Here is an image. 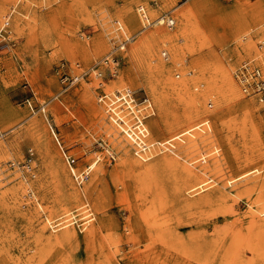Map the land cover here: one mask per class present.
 Wrapping results in <instances>:
<instances>
[{
    "label": "rangeland",
    "instance_id": "rangeland-1",
    "mask_svg": "<svg viewBox=\"0 0 264 264\" xmlns=\"http://www.w3.org/2000/svg\"><path fill=\"white\" fill-rule=\"evenodd\" d=\"M194 1L22 0L14 9H10L15 1L7 4L5 0H0V6L5 2L7 4L5 13L11 11L8 19L10 23L5 25V19H0V31L5 29L3 38L0 36V182L3 184L0 193L15 181H20L18 177L8 182L12 177L24 173L31 185L26 183L28 192L31 187L35 190L51 218L60 215L62 209L71 202V190L63 174L59 178L54 176L56 167H64L66 172L69 167L60 146L51 135L50 121L68 157L75 160L73 166L77 170L86 168L96 153H105L103 169L94 177L90 176V179L86 176L82 184L72 177L82 201H89L93 206L95 227L102 231L100 224L105 219L119 225L111 233L105 231L102 236L110 233L113 239L123 241L121 248L122 254L126 256L125 264H156L157 261V264H176L180 255L176 248L150 241L142 242V206L135 197L136 191L132 189L125 195L117 193L121 190V183L131 181V171L120 169L119 155L112 147L110 149L114 154L101 146L100 142L106 146L110 142L104 130L99 129L98 117L95 115L101 104V95H108L121 86L131 88L136 103L141 105L140 116L142 110L146 116H151L146 118L150 140L154 141L155 148L160 149L171 143L169 139L180 131L166 129L163 121L172 120L182 114L181 111L184 112L188 104L184 91L191 92L194 104L201 110L200 118L194 123H203L202 129L207 128L195 141L209 135L212 140L199 143L198 150L193 149L192 153L184 151V148L193 142H182L174 147L176 155L193 166L206 165L217 159L233 161L222 165L229 178L264 165V92L245 94L249 98L242 100L235 99L227 94L229 90L225 70L226 66L232 64L234 82L241 89L236 77L238 67L253 58H259L262 61L260 64L264 66V0H217L218 3L211 6L205 4L208 0H197L203 4L201 7L193 6ZM143 5L150 21L156 20L150 26L147 22L145 24L140 13L137 14L138 8ZM18 11L22 20L29 21L31 31L16 32L14 24ZM131 12L133 21L126 16ZM157 13L154 17L153 14ZM160 16H163L165 23L157 20ZM109 18H112V28L121 32L120 36L113 33L110 34L111 38L106 36L103 23ZM169 18L175 20L173 27L167 25ZM122 25L126 33L121 29ZM141 28L144 34L139 37L136 32ZM244 36L247 37L245 42H254L257 47L250 55L239 57L238 47ZM180 37L185 39L179 42ZM166 38L167 41L164 40ZM164 51L168 54L167 59L163 56ZM109 67L114 70H108ZM140 70L162 72L157 77L161 79L162 85L157 79L156 84L162 92L165 110L162 102L155 98L144 83L147 79L142 77L138 83L131 76ZM96 72L102 75L96 77ZM97 81H102L103 86L95 85ZM183 85L189 91L172 90ZM138 86L142 89L136 91ZM253 98H262V105L250 104L248 100ZM150 110L152 112L149 113ZM101 111L106 114L103 109ZM106 117L109 120L108 114ZM52 151L57 156L56 160L51 159ZM208 153L214 154L207 161H201V156ZM251 156L256 161L241 160L244 157L249 160ZM18 196V193L10 195L8 204H0V217H7L13 225L0 238L5 246L6 240L10 241L9 235L29 237L33 234L32 228L37 225L33 226L29 219L18 215L20 212L13 209ZM23 199L26 201V197ZM247 200L239 199L240 210H245ZM97 201L102 204L101 211L95 207ZM31 202L26 201V205ZM222 217L217 212L215 218L221 221ZM65 220H59L54 225ZM3 223L0 218L1 229ZM126 223L127 227L129 223L130 228L129 240L125 236ZM77 230L78 239H55L52 248L57 253H65L78 264H86L95 250L79 227ZM17 247L12 243L15 255H18Z\"/></svg>",
    "mask_w": 264,
    "mask_h": 264
},
{
    "label": "bare ground",
    "instance_id": "bare-ground-1",
    "mask_svg": "<svg viewBox=\"0 0 264 264\" xmlns=\"http://www.w3.org/2000/svg\"><path fill=\"white\" fill-rule=\"evenodd\" d=\"M5 1L8 2L7 4L15 1L10 8L14 9L15 5L22 0ZM6 2L3 6H0V19L3 17L5 19L4 23L8 24L10 23L8 19L11 17V11L5 13L7 10ZM215 3H218V1L208 0L205 2L207 6H211ZM198 5L199 7L203 6L201 2L199 3L197 0L194 1L193 6ZM147 6L150 8L148 4ZM142 9L146 11L145 5L138 8L137 14L140 13L143 17ZM158 14L159 13L153 15L156 17ZM126 16L130 21H133V12L128 13ZM22 19L20 11H18V14L15 15L14 24L16 32L31 31V26H28L30 24L29 21H24ZM157 20H163V16H160ZM155 21L150 22L154 23ZM167 21L169 23L173 22V25H170L171 27L175 25L174 19L169 18ZM158 24L160 23L158 22ZM112 26V18L106 19L103 23L106 36L111 38V33L120 36L121 32L119 33L118 30H115ZM121 28L123 32L126 31L123 25ZM136 34L142 37V34H144L143 28L138 30ZM184 39L185 38L180 37L178 41L181 42ZM246 39L247 37L244 36L238 47L237 56L239 57H244V54L250 55L257 47L254 42H245ZM164 40L167 41V38ZM104 46H106V44H104ZM163 53L168 57L166 51ZM137 55L139 56V54ZM215 68H217V66ZM108 70H114V68L109 67ZM225 70L227 71L226 86L229 90L227 94L232 95V97L237 100L249 98L245 94V96L243 95L242 89L235 83L236 81L232 76L234 70L232 64L226 66ZM100 74L96 72L95 76L99 77ZM115 75L118 74L116 73ZM160 75H162V72H158L157 70H140V72L132 73L131 76L138 83L142 81V77L147 79L144 83H146L155 98L162 102L163 95L159 90L158 84H156V79L158 83L161 84V79L157 78L160 77ZM95 85L103 86V83L102 81H97ZM141 87L138 86L136 91L141 90ZM177 89L187 90L188 88L183 85L174 87L172 90ZM210 91L212 92L213 90L210 89ZM118 92L125 95L124 93H130L132 90L127 86H121L120 89L111 91L108 98H106L107 102L105 104L107 105L109 101L114 102V96L118 95ZM184 93L187 99L183 100H185L186 103L188 101L184 112L181 111L182 114L177 115L172 120L163 121V126L166 129L170 131H180L169 139L171 143H167L166 147L160 149L157 147L156 149L153 145L154 141L150 140V132L146 124V118L151 116H146L143 110L142 120L138 126V124L134 122L136 121L134 116H138L137 108H134L130 103L125 107L122 106V108L112 109L111 112L103 103L99 105L95 116L98 117L99 129L104 130L105 136H107L108 142H110L108 146L101 142L100 144L110 154H114L110 149V147H112L119 155L120 161L118 166H120V169L130 170L132 174L131 181L129 183H121V190H118L117 193L124 194L132 189L136 191L135 197L140 201V206H142V242L150 241L151 243H160L166 247L176 248L180 253L178 259H176V264H264V165L229 178L222 165L232 163L233 161L224 162L221 159H217L206 165L193 166V164L187 162L186 159L176 155L174 152V147L176 145L189 140L188 142H193V144L184 148V151L187 150L189 151L188 153H192L198 150L199 143H209L212 137L209 135L208 137H203L198 142L195 141L196 138L202 136L201 133L206 131L207 128L205 130L202 129L201 126H203V123H194L200 118L201 110L194 104L195 99L193 94L186 91H184ZM198 97L200 96L198 95ZM262 100V98L259 100L253 98L249 99L248 102L256 106L257 103L262 105ZM212 103H215V101ZM221 104L222 103H220V105ZM162 108L164 110L166 109V105L163 102ZM101 109L108 114L109 120ZM112 113H114V115ZM49 126L51 135L55 138L58 146H60L61 154L67 163L68 155L62 146L59 135L50 121ZM245 134L247 133L245 132ZM227 138L229 139L230 137ZM149 148L150 152H148ZM164 149L165 151H163ZM53 154H55L54 151L50 152L51 159L56 160L57 156ZM104 154L103 152L96 153L91 163L83 170H77L74 166H69L68 164L69 172H66L64 167H62L63 169L59 166L56 167L54 176L59 178L63 174L66 185L69 186L71 190V202L69 201L70 203L67 207L65 206V209L61 208L63 212H60V215L55 218H51L47 214L46 209L39 201L38 194H36L34 189H31L32 187L28 192L26 183L29 186L31 185L28 182L27 175L19 173L8 181H15L18 177L20 178V181H15L8 189L0 193V204H8L7 198L10 195L18 193L20 197L18 196L19 198L17 201H13L15 203L13 209H17L20 212L18 215L29 219V222L31 221L33 226L34 224L37 225L32 228L34 231L29 237H16L15 234H13L9 235V237H11L10 241L5 239L7 241V246L4 245L5 242H0V264H78V262L70 259L65 253H57L52 248L55 239L61 237H65L69 240L78 239V227L80 232L83 233L86 241L90 243L95 250L93 255L88 257V262L86 264H125L124 258L126 256L122 254L121 248L123 241L115 240L110 236V233L119 225H115L114 221L110 219H105L104 222L100 224V229L102 231L95 227L96 225L93 224L95 219L93 206L89 201H82L73 179L74 177L79 184H82L85 182L86 176L89 178L90 176L94 177L99 171H102ZM212 154L208 153L201 156V161L206 160ZM253 156H251L249 160L244 159L247 157L241 158V160L256 161V158H254L255 156ZM237 161H240V159ZM214 177H216L215 180ZM96 182H98V180H96ZM2 187L3 184L0 182V189H2ZM24 188H26L25 190L28 193ZM25 197L26 201L32 202L26 205L27 203L23 199ZM242 198L248 199L247 207L244 211L240 210L241 205L239 199ZM95 207L97 211L102 210V204L98 203V201L95 203ZM217 212L223 216L221 221L215 218ZM0 218L2 222H4L2 229L0 228V238H2L3 234L5 235L8 233L10 231L9 228L13 227V225L8 222L7 217L1 216ZM63 219H66L63 223L59 222L60 224L54 225L55 222ZM128 227L126 223L124 230L127 240L131 239V235L129 234L130 228ZM49 231L50 234H48ZM59 231H61V233H58ZM105 231L111 232L102 236V233ZM12 243L18 246V255H15V250L11 248Z\"/></svg>",
    "mask_w": 264,
    "mask_h": 264
},
{
    "label": "built area",
    "instance_id": "built-area-1",
    "mask_svg": "<svg viewBox=\"0 0 264 264\" xmlns=\"http://www.w3.org/2000/svg\"><path fill=\"white\" fill-rule=\"evenodd\" d=\"M142 14H143V19L145 22L148 23V26H150L152 23L150 22V19L148 17V15L146 14V12L142 9ZM161 22H164L161 21ZM165 23V22H164ZM5 25H7V23H5ZM167 25L169 27H171L170 25H173V22L169 23L167 21ZM122 29V28H121ZM3 30H5L3 28ZM3 30L0 31V36L1 38H3ZM123 30V29H122ZM129 40V39H128ZM126 40V42L128 41ZM125 42V43H126ZM124 43V44H125ZM163 56L165 58L166 55L165 53H163ZM260 61L259 58L255 59H251V60H247L245 62H243L237 69L236 71V77H237V81L239 82L240 84V87L243 91L244 94H258V93H262L264 92V70L262 69V67H264L263 65L260 64ZM116 63V61H115ZM258 63V65H257ZM78 80V77H76V80ZM125 95H122L121 92H118V95L114 96V102H111L109 101V103L106 105L105 103L107 102V99L108 98V95H101L99 97V103H103L107 109L111 112L112 109H116V108H122V106H126V105H132L134 106V108H137V111H138V116L135 115L134 118L136 121L138 126H139V123H141V120H142V117L140 116V106L139 104L136 103L135 101V98L133 97V94L132 92L128 93H124ZM148 100H146L145 102H147ZM151 106V105H149ZM149 112H152L151 110ZM114 115V113H112ZM67 164L69 166H73L75 164V160L70 158V157H67Z\"/></svg>",
    "mask_w": 264,
    "mask_h": 264
}]
</instances>
